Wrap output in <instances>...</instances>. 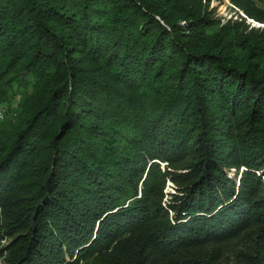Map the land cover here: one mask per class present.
Listing matches in <instances>:
<instances>
[{"label": "trees", "instance_id": "trees-1", "mask_svg": "<svg viewBox=\"0 0 264 264\" xmlns=\"http://www.w3.org/2000/svg\"><path fill=\"white\" fill-rule=\"evenodd\" d=\"M230 1L0 0L3 264H264V8Z\"/></svg>", "mask_w": 264, "mask_h": 264}, {"label": "rangeland", "instance_id": "rangeland-1", "mask_svg": "<svg viewBox=\"0 0 264 264\" xmlns=\"http://www.w3.org/2000/svg\"><path fill=\"white\" fill-rule=\"evenodd\" d=\"M253 2H255L259 7L264 8V0H253ZM211 6L216 7V15L222 20H226L230 17L235 18L237 14L238 15L243 14V12L239 10L237 7H235L230 0H212ZM5 95H6V100L0 101V109L4 110V115L2 118H0V130L4 129L7 126L8 122L14 116V112L18 104L19 89L17 90V87L14 86V88L10 91H7ZM160 167L162 169V164H160ZM164 191H165V199H164L165 201L170 199L168 193L174 192V186L171 180L166 179ZM11 243H12L11 237H3L0 244L1 247H4L10 245ZM240 248H242V246H240L239 249ZM226 260L227 259L225 258L224 261ZM0 264H3L2 259H0Z\"/></svg>", "mask_w": 264, "mask_h": 264}, {"label": "built area", "instance_id": "built-area-1", "mask_svg": "<svg viewBox=\"0 0 264 264\" xmlns=\"http://www.w3.org/2000/svg\"><path fill=\"white\" fill-rule=\"evenodd\" d=\"M4 115V110L3 109H0V118H2ZM164 164L165 163H162V168H164Z\"/></svg>", "mask_w": 264, "mask_h": 264}, {"label": "water", "instance_id": "water-1", "mask_svg": "<svg viewBox=\"0 0 264 264\" xmlns=\"http://www.w3.org/2000/svg\"><path fill=\"white\" fill-rule=\"evenodd\" d=\"M243 15V14H242ZM244 16V15H243ZM260 26H264V25H260Z\"/></svg>", "mask_w": 264, "mask_h": 264}]
</instances>
